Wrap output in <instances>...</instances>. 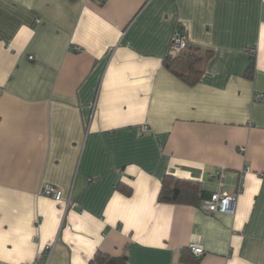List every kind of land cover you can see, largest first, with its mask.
<instances>
[{
  "label": "crops",
  "instance_id": "obj_1",
  "mask_svg": "<svg viewBox=\"0 0 264 264\" xmlns=\"http://www.w3.org/2000/svg\"><path fill=\"white\" fill-rule=\"evenodd\" d=\"M0 264H264V0H0Z\"/></svg>",
  "mask_w": 264,
  "mask_h": 264
},
{
  "label": "trees",
  "instance_id": "obj_2",
  "mask_svg": "<svg viewBox=\"0 0 264 264\" xmlns=\"http://www.w3.org/2000/svg\"><path fill=\"white\" fill-rule=\"evenodd\" d=\"M187 50L179 55L169 53L166 58V64L185 83L196 85L203 75V64L211 53L210 51ZM172 181L174 182L172 183ZM194 189L195 186L191 182L167 179L161 190L159 200L164 203H181L187 196L193 194Z\"/></svg>",
  "mask_w": 264,
  "mask_h": 264
},
{
  "label": "built area",
  "instance_id": "obj_3",
  "mask_svg": "<svg viewBox=\"0 0 264 264\" xmlns=\"http://www.w3.org/2000/svg\"><path fill=\"white\" fill-rule=\"evenodd\" d=\"M188 47L189 44L186 36L182 33V31L177 29L171 39L170 53L179 55L185 52ZM254 53L255 51H251V54ZM211 178L220 180V186H222L224 173L221 172L217 175H211ZM41 194L58 202L63 199L61 190L50 184H45L42 187ZM236 200L237 195H228L218 192L213 194L210 200L204 202L203 208L210 213H233ZM189 249L197 259L201 258L205 253L204 249L197 244H191Z\"/></svg>",
  "mask_w": 264,
  "mask_h": 264
}]
</instances>
